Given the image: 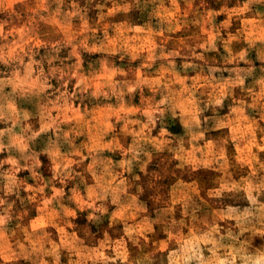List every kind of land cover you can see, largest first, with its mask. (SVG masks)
<instances>
[{
    "label": "clouds",
    "instance_id": "clouds-1",
    "mask_svg": "<svg viewBox=\"0 0 264 264\" xmlns=\"http://www.w3.org/2000/svg\"><path fill=\"white\" fill-rule=\"evenodd\" d=\"M0 264H264V0H0Z\"/></svg>",
    "mask_w": 264,
    "mask_h": 264
}]
</instances>
